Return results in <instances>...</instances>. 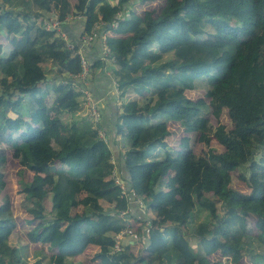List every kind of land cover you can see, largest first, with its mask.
<instances>
[{
  "label": "trees",
  "instance_id": "trees-1",
  "mask_svg": "<svg viewBox=\"0 0 264 264\" xmlns=\"http://www.w3.org/2000/svg\"><path fill=\"white\" fill-rule=\"evenodd\" d=\"M74 1L0 0V264H78L93 237L98 250L80 264H264V0H162L139 13L133 6L150 0ZM43 12L61 24L82 13L87 33L110 29L122 12L105 43L121 98L138 97L124 99L115 116L116 132L131 136L125 153L113 154L85 116L69 76L80 71L78 55L36 22ZM197 89L203 97L187 94ZM223 111L231 127L215 128L224 149L217 152L202 125ZM171 121L199 137L171 147ZM199 141L202 153H185ZM7 150L23 196L19 222L4 193ZM113 158L124 161L119 174ZM235 175L247 192L231 184ZM138 200L144 211L162 212V224L144 222L163 253L150 245L138 257L128 247L111 251L128 217L140 220L130 213ZM17 223L47 255L23 259L9 242Z\"/></svg>",
  "mask_w": 264,
  "mask_h": 264
},
{
  "label": "crops",
  "instance_id": "crops-1",
  "mask_svg": "<svg viewBox=\"0 0 264 264\" xmlns=\"http://www.w3.org/2000/svg\"><path fill=\"white\" fill-rule=\"evenodd\" d=\"M112 6H117L113 0H109ZM113 1V2H112ZM71 4L74 5V0H69ZM55 13L43 12L40 18L36 19L37 23H40L42 26L44 25V21L47 20L48 15ZM119 16V15H118ZM34 18H32L33 20ZM86 18L82 13L77 15H73L70 19H67L64 23H62V30L65 34V40L60 38L56 33L55 35L64 41V46L67 50L72 51V49L68 48V44L75 47L83 48L84 55L86 59L89 61V91L94 99L99 101V111L101 118V129L104 133V140L108 143L110 149L113 154H122L125 152L122 148L127 149L128 143L126 142L131 138V136H125V131L116 132V112L120 111V105L124 99H127L128 102L136 104L138 97L134 92H125L121 98V88L117 85L116 78L114 75V71L117 70V65L115 60L112 59L109 47L106 45V38L113 35L112 29L101 28L97 24L95 26L94 33L86 32ZM28 23H26L27 25ZM46 30H50L45 28ZM52 31V30H51ZM89 34L92 36V40L88 45H82V38L84 35ZM12 36V35H11ZM107 47L109 49V53H104V48ZM75 54V51L73 50ZM45 65V66H44ZM44 69L49 72L50 69L56 70V66L52 64V62L43 63ZM67 74V73H65ZM59 86L58 83L54 84L51 88L52 91L56 90L54 87ZM84 110L85 107L83 106ZM87 115V112L84 111ZM79 113L77 112V117ZM73 117V116H70ZM88 118V116H87ZM89 119V118H88ZM124 133V137L122 136ZM144 134V133H143ZM142 135V134H141ZM127 143V145H126ZM113 162L115 163L114 173L119 174L120 170H125V164L123 160L119 162L113 158ZM116 174V175H117ZM120 176H124L121 175ZM121 180V179H120ZM16 187V185H15ZM136 204V205H135ZM135 206L131 205L130 213L135 217L140 219L139 222L132 223V227L134 229V233L131 235H118L119 243L122 247H128L129 250L135 255V257L145 255L147 251L146 246L150 245V247H154L156 252L163 253L165 250L161 245L157 244L155 239H152L151 233L146 226V220L148 218L158 220L159 224L163 223L162 214H158L157 217L151 211H144V209L135 202ZM141 207V208H140ZM138 221V220H137ZM143 222V223H142ZM141 223V226L137 227L138 224ZM133 231V230H132ZM117 238V236H116ZM97 238L93 237L87 240L90 242L93 254L98 250V242ZM89 245V243H88ZM130 246V247H129ZM151 253V252H149ZM93 256V255H92ZM91 256V257H92ZM142 259V258H140ZM143 259L141 262H144ZM139 262V263H141ZM146 262V261H145Z\"/></svg>",
  "mask_w": 264,
  "mask_h": 264
},
{
  "label": "rangeland",
  "instance_id": "rangeland-1",
  "mask_svg": "<svg viewBox=\"0 0 264 264\" xmlns=\"http://www.w3.org/2000/svg\"><path fill=\"white\" fill-rule=\"evenodd\" d=\"M159 1L150 0V1H147V3L144 5H143V3L141 5H139V4L134 5L133 6L134 13H139L141 10L144 9L143 7H145V8L147 7V9H152L154 7H160L161 5H163V1L162 0H159ZM125 13H127V11H125ZM120 15H122V12L120 13ZM23 26H24L23 31H25V33H26L27 32L26 31V29H27L26 25L23 24ZM115 27H117V23H115ZM229 37L230 36H228V35H224V37L220 40V42H222V44H223V43L229 41ZM223 70H225V69H223ZM35 77L37 79H39V76H35ZM187 94L191 98H196V99H199V98L204 96L202 89L190 91V92H187ZM86 117H87V115H86ZM76 119H78V118H76ZM219 125L225 126L226 128L231 127V121H230L229 116H228L226 111H223L219 118L217 115H215L213 113V117H209V119H207V121L205 123H203L202 130L206 134V139L209 140V146L213 147L217 152H222L224 149L221 145H219L217 143V141L215 139V134H214L215 128ZM92 128L96 129V126L93 124ZM168 128H169V131L171 133V136L167 139V143L171 147H179V145H181V143L183 141H186L188 139V137H191L193 134H195V135H197V137H199L198 133H192L190 135L184 134L181 124L177 121L169 122ZM97 133H98L99 137L104 139V133H103L102 129H100V130L97 129ZM146 136H147V134L144 133L142 135V138L145 139ZM205 144H206V141H199L196 143V145L191 150L185 149L184 151H185V153L193 152L194 154H199L200 150L202 153V151L205 149V146H206ZM122 150H124L126 152L125 148H122ZM5 156L7 157V166H6L7 177H6V187H5L4 193H6L9 196L10 200L12 201L13 212L17 216V222H19L21 220V218L23 219L24 213H23V206L21 205V201L23 200V196H21L20 193H18L17 182L15 179V172L18 168L15 166V163H13V161L10 160L11 154L8 150L6 151ZM31 176H32V174L26 172V174H25L26 179H28ZM231 184L234 187H236L237 189H241L245 192L248 191V188L238 178V175L232 176ZM15 185H16V187H15ZM141 203L142 202L140 200L137 201V204L143 208V205H141ZM161 214H162V212H161ZM127 216H128L127 213L124 214V217H127ZM128 220L131 223L129 224V227H127L126 229H129L133 222H135V223L139 222L136 219L129 218V217H128ZM139 226H141V223H139L137 227H139ZM130 229L133 230V232H132V234H133L134 233L133 227ZM27 231H28V229H26L25 227L22 228L17 223V227L15 228L14 231H12L11 235L9 236V242L16 243V245H18V247L21 250V253H22L21 255H22L23 259L28 261V263H33V262L38 260L39 254L41 255V257H43L44 255H47L46 250L44 249V248H46V246H43L41 244L40 245L39 244H31L28 241L27 237H25ZM88 243H89V245H88ZM47 251H49V250H47ZM92 255H93V250H92L91 244H90V242L86 241L81 246L80 252L77 255H75V262H78V264L88 263V261L90 260ZM222 259L226 264H231L230 257H228V259L223 257Z\"/></svg>",
  "mask_w": 264,
  "mask_h": 264
},
{
  "label": "built area",
  "instance_id": "built-area-1",
  "mask_svg": "<svg viewBox=\"0 0 264 264\" xmlns=\"http://www.w3.org/2000/svg\"><path fill=\"white\" fill-rule=\"evenodd\" d=\"M114 22L112 25L115 26ZM44 25L46 26L45 28L50 29L54 31L60 38L65 40V34L62 30V24L58 20V17L56 14H50L48 15V18L46 21H44ZM92 40V36L89 34H86L82 38V45H88L89 42ZM68 48L72 49L75 51V54L78 55L79 58V66H80V71L76 74H69L74 79V82L77 84L74 86V91L77 95H79L82 100H81V105L85 107V111L87 112V116L89 120L96 126V130L101 129V116H100V111H99V101L97 99H94L89 91V66L90 63L86 59L83 48L78 47L74 48L72 45L68 44ZM104 53H109V49L107 47L104 48ZM117 182L120 185V188L122 190V193H124V184L122 180L119 179ZM126 211H122L118 214L119 217H124V214H126ZM132 229H125L117 234L116 242L111 248L112 252L116 251H121L123 247L119 243V237L118 235H131L132 234Z\"/></svg>",
  "mask_w": 264,
  "mask_h": 264
},
{
  "label": "clouds",
  "instance_id": "clouds-1",
  "mask_svg": "<svg viewBox=\"0 0 264 264\" xmlns=\"http://www.w3.org/2000/svg\"><path fill=\"white\" fill-rule=\"evenodd\" d=\"M121 18H122V15L119 14V16H117V18H116L113 22H111V23L108 24L109 28H110V29H114L115 26L112 25L114 22H117V26H118V19H121ZM101 25H102V24H101ZM98 26H100V25H98ZM115 28H116V27H115Z\"/></svg>",
  "mask_w": 264,
  "mask_h": 264
},
{
  "label": "water",
  "instance_id": "water-1",
  "mask_svg": "<svg viewBox=\"0 0 264 264\" xmlns=\"http://www.w3.org/2000/svg\"><path fill=\"white\" fill-rule=\"evenodd\" d=\"M132 206L134 207L135 205H134V204H132Z\"/></svg>",
  "mask_w": 264,
  "mask_h": 264
}]
</instances>
